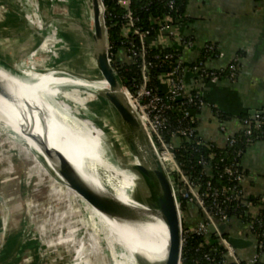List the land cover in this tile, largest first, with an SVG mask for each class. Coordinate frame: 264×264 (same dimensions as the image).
I'll list each match as a JSON object with an SVG mask.
<instances>
[{"label": "rangeland", "instance_id": "1", "mask_svg": "<svg viewBox=\"0 0 264 264\" xmlns=\"http://www.w3.org/2000/svg\"><path fill=\"white\" fill-rule=\"evenodd\" d=\"M4 1L17 9L16 19L11 22L15 26L23 23L22 27L27 28L30 25L26 14L28 9L34 12L40 31L49 26L56 30L51 37L40 40L37 38L27 48L23 47L22 37L8 40L1 38L0 58L14 70L56 68L59 76L99 79L95 73L89 75L87 72V69L90 70L89 66L93 65L92 59L81 54L84 39L79 27L83 28L77 19L88 27L92 21L86 0H67L65 3L63 0H59L61 3H53V0ZM4 6L0 3V25L10 12L9 7ZM54 15L65 18H56ZM0 71L13 79L1 62ZM70 89L72 88L67 90ZM77 90L85 99L83 103L65 100L69 105H76V113L81 118L88 119L87 121L100 128L114 143L122 161L126 160L124 164H129L130 152L127 147L125 149L119 137L120 132L117 130L118 127L121 130L120 124L107 102L89 87L83 86ZM24 91L21 92L24 98L32 103V95ZM31 108L39 117L37 106ZM135 109L139 113L136 107ZM192 114L197 118L196 111H192ZM54 122L59 123V118H55ZM43 125L48 130L51 122L45 119ZM15 137L11 132L0 128V195L4 198L3 203L0 201V243L8 240L10 234H15L21 228V240L31 237L37 241L39 256L34 262L36 264H136L133 254L143 248L136 249L133 254L126 250L134 223H119L108 231L106 216L86 204L68 184L50 171L41 178L31 169L37 156L20 138L16 137V140ZM152 139L156 145L153 137ZM173 141L178 146L181 138L176 137ZM181 214L183 215L182 212ZM115 234L116 240L113 238ZM123 235L126 237L125 247L119 242ZM26 255L27 253H23V257Z\"/></svg>", "mask_w": 264, "mask_h": 264}, {"label": "crops", "instance_id": "2", "mask_svg": "<svg viewBox=\"0 0 264 264\" xmlns=\"http://www.w3.org/2000/svg\"><path fill=\"white\" fill-rule=\"evenodd\" d=\"M54 2L61 3L59 0ZM0 3L10 10L0 29L14 27L11 22L16 19L17 9L4 0H0ZM185 16L187 19L177 29L181 35L193 39L192 46L184 45L177 36L166 31L153 45L177 51L186 65L195 62L208 43L213 44L219 52L218 56L206 60L208 68H226L235 58L238 59L239 68L234 80L227 77L199 80L190 70L184 74L186 90H197L206 100L196 114L198 134L223 146L225 135L220 130V119L213 108L233 115L227 120L228 128L233 133L241 129L239 115L250 114L253 109L264 110V0H190ZM158 86L163 93L169 91L166 76L159 80ZM240 162L245 172L243 186L247 194L252 198H264V140L250 144ZM259 208L256 207L254 212L259 213ZM199 213L197 204L190 203L185 214L188 224H196L200 219ZM228 225L229 234L253 241L251 246L236 248L241 259L249 260L256 251L255 237L236 217ZM22 230L20 228L15 234H10L8 240L1 242L0 264H36L34 262L39 256L37 241L31 237L21 240ZM23 253L27 255L23 257Z\"/></svg>", "mask_w": 264, "mask_h": 264}, {"label": "built area", "instance_id": "3", "mask_svg": "<svg viewBox=\"0 0 264 264\" xmlns=\"http://www.w3.org/2000/svg\"><path fill=\"white\" fill-rule=\"evenodd\" d=\"M120 2L126 6H129L130 0H120ZM174 0L168 1L170 9L174 8ZM127 18L129 19L130 27L134 25V18L132 12L128 11ZM173 17L169 14L164 15V24L160 27L158 34L149 40V30L141 31L139 28H135L134 32L139 35L141 46L136 49L132 42L126 44L125 54L128 60H133L138 54L142 57L141 64V80L139 83L133 82L132 86H125L126 91L129 93L134 106L138 109L140 117L144 122L149 134L154 138L158 152L162 159H170L175 170L167 168V172L170 175L174 186L179 185L180 190L185 189L184 193L178 196L180 203L183 224V247L186 243L187 237L190 234H196L203 237L205 243L212 244V248L206 250L203 253L193 256L190 264H257L259 258L258 253H254L252 257L245 261L237 253L236 247L230 242L228 235H223L218 228V223H229L232 218L237 215H230L228 210L224 207L228 202L235 201L238 206L244 208V219H240L248 231L254 235L255 222L258 221V212H254V209L258 207V202L262 198L250 197L244 186L243 180L245 178V172L241 167V162L231 161L224 167L223 174L214 178L211 173V160L215 155L213 152L208 157L202 156L199 160L202 170L200 173H196L193 168L183 169L177 162L175 152L172 146H170L164 139L163 131L167 128L171 130V135L174 138H185L192 145L208 144L212 147V141L206 140L198 134L197 118L192 114L193 109L190 107L183 108L180 112L179 118L176 117L171 120V110L174 105V101L178 99H186L188 105H196L203 107L206 104L205 98L196 91V94H192L191 91L186 90L184 83V74L187 70L194 73L197 79L211 80L219 79L222 71L221 69H211L205 64L206 59H200V57L192 64L186 65L180 60V54L175 51L167 52L161 57L159 66L168 64L169 70L159 75V80L166 76L169 84V91L167 93L161 92L159 86H153L150 84V78L148 75V68L152 66V63L145 59L147 53L146 43L150 42L151 45L157 43L163 31L168 34L177 36L184 45L192 46L193 39L191 37L183 36L179 33L177 26L180 23H172ZM151 41L153 43H151ZM214 48L213 44H206L203 47L202 53L207 55L208 52ZM137 51L139 53H137ZM160 56L157 55L156 58ZM229 71L225 77L234 80L238 73V59L235 58L229 64ZM217 108V107H216ZM214 111L215 115L220 119V130L225 135V142L223 148L235 147L239 144L238 135H242V139L245 144H252L257 140L263 139L264 131H261L260 135H254L255 129L262 127V121L264 120V113H256L250 115L249 118H239L241 129L240 131L233 133L230 131L227 125L228 119L220 118L222 110ZM231 119V118H230ZM255 123V124H254ZM239 133V134H237ZM216 144V143H215ZM217 145V144H216ZM244 153V146L240 147L237 154L242 156ZM224 161V157L221 159ZM209 175V177L204 176ZM180 198L187 201L188 204L196 203L199 208L200 219L194 225L188 224L186 220V210L188 205L184 209L181 207ZM211 226L214 227V231L211 230ZM196 252H199L196 248ZM181 264H183V250Z\"/></svg>", "mask_w": 264, "mask_h": 264}, {"label": "bare ground", "instance_id": "4", "mask_svg": "<svg viewBox=\"0 0 264 264\" xmlns=\"http://www.w3.org/2000/svg\"><path fill=\"white\" fill-rule=\"evenodd\" d=\"M66 1L67 0H63L64 3ZM26 12L28 15L27 17L30 19V25L22 30L23 47L27 48V46L32 45L36 42L37 38L39 40L43 37L49 38L56 33V30L52 26L40 31L36 25L37 20L34 17V12L28 9ZM79 30L82 31V37L85 42L91 44V29H86L87 31H84L79 27ZM91 57L92 53L87 56V58L90 59ZM0 62L8 69L2 60H0ZM8 71L13 76L14 80L0 71V92L2 94H0V128L16 135V137L25 141L28 147L33 150L37 156L35 160L37 164L34 162V166L31 169L39 174L41 178L43 174L46 175L47 172L50 171L58 179L63 180L65 184H67L63 177V175L66 174V168H64L57 158L48 157L46 151L53 155H65L93 186L105 190L110 194H114L120 200L135 207L148 209L147 206L137 201L132 193H130L129 189L133 188L136 176L125 169L120 153L114 148V143L100 128L90 123V121H87L88 119L81 118L79 114L76 113L78 112L76 105H69L65 100L83 103L85 99L78 94L77 89L83 86L91 89H93V87L99 89L101 88L102 82H97V80L95 83H92L86 79L59 76L53 71L35 72L33 70H28L27 74L34 77L37 82L33 87L26 89L34 99L32 103L28 101L26 105L23 101L27 102V100H23L24 96L21 95L22 93H19V91H13L14 93L9 91L10 84L13 85L16 83L20 88H23V86L15 81L18 77L9 69ZM105 86L108 87V84L106 83ZM69 87L72 89L67 90ZM4 95L13 98L11 100L14 101H11L10 98L5 99L3 97ZM124 96L132 114H134L138 120L135 107L126 90L124 91ZM34 105L37 106V114L39 117H37L31 108V106ZM43 111L47 112V115L49 113L52 119H48V116H46ZM55 118H59V123L55 124ZM45 119L51 122V125L48 126V130L43 125ZM117 131L120 132L119 137L122 139L125 149L127 147L128 150L132 152V148L124 133L119 127ZM130 158L133 163H139L138 158L133 152L132 154L130 153ZM109 159L113 160L114 163L108 161ZM166 163L172 170H175L170 159H165L163 161V166L167 170ZM149 187L154 191L158 189L156 183L151 184ZM156 197L157 196H155V198ZM151 202H153V200H151ZM106 220L108 231H111L112 227L115 225L124 223V221L111 219L107 216ZM164 233L167 235L168 229L159 218L152 217L149 221L134 223L129 235L126 250H128L130 254H133L136 249L142 247V251H146L153 259L162 260L166 256V247L161 246ZM116 235L117 234L113 237L115 240L117 239ZM146 237H152L154 241L152 243H146ZM119 242L125 247L126 237L123 235L122 240Z\"/></svg>", "mask_w": 264, "mask_h": 264}, {"label": "water", "instance_id": "5", "mask_svg": "<svg viewBox=\"0 0 264 264\" xmlns=\"http://www.w3.org/2000/svg\"><path fill=\"white\" fill-rule=\"evenodd\" d=\"M86 1L91 13L90 18L92 21L90 23V27L81 22L79 19H77V22L80 26H82L84 31L86 29H91L90 34L92 42L91 44H87L85 40H83L84 47L81 50V54L87 57L92 53L91 61H93V65L90 63V70L87 69V72L89 75L92 74V72L96 73L99 77V79H90L87 77L86 80L92 83H95L97 80V82H102L101 88L95 89V87H93L92 90L100 94L107 102L108 106L117 118L122 132L128 139L133 154L136 155L139 160V163H133L132 161L127 165H125L123 161L122 163L126 170L136 176L133 188L129 189L130 193H132L133 197L136 198L137 201L147 206L148 209L135 207L120 200L114 194H110L105 190L93 186L86 180V178H84L80 170L77 169L65 155H53L50 152L45 151L48 157L57 158L64 168H66V174L63 175L64 180L67 182L69 187L76 192V195L79 196L86 204L95 208L103 215L111 219L130 223L145 222L152 219V217H155L161 219V221L166 225L168 234H163L161 242V246L166 247L165 258L162 260H155L146 251H136V253L133 254L136 264H181L183 250V224L178 196L181 193H184L185 189L180 190L179 185L174 186L170 175L163 166L158 149L139 113L135 109L138 116L137 120L136 116L132 114V111L127 105V100L124 96V91L126 90L125 86L122 84L111 63L108 27L105 19V6L103 0ZM54 17L65 18L61 15H54ZM22 26V24H19L18 26H14L12 28L0 29V39L22 37ZM0 60L2 59L0 58ZM2 61L8 69L16 77H18L17 81L23 86V88H20V86L16 83L13 84L14 86L10 84L9 91L12 93L15 91L23 93L24 90L27 91V88L33 87L36 84V79L27 74L28 70H33L35 72L53 71L56 74L59 72L54 68L47 70L30 68L18 71L14 70L6 61ZM106 83L108 84V87L105 86ZM3 97L5 99L10 98L6 95ZM11 99L13 98H10V100ZM24 99L27 100L26 98H23V100ZM23 103L27 105L28 101H23ZM43 112L45 114L47 113L45 111ZM256 113H264V110L253 109L250 111V115H255ZM46 116H48V119H52L49 113L48 115L46 114ZM23 142L28 146L25 141ZM132 152L130 151L131 154ZM108 161H112L114 163L113 160L109 159ZM155 183L158 185V189L154 191L150 189L149 186ZM155 196L157 197L155 198ZM151 200H153V202H151ZM0 201L2 203L4 202L2 195H0ZM210 228L214 231L213 226ZM218 228L223 235H228L230 242L236 248L241 249L253 244V241L248 238L229 234L228 223H218ZM153 241L154 238L152 237L145 238L146 243H152ZM1 248L2 244L0 243V250Z\"/></svg>", "mask_w": 264, "mask_h": 264}, {"label": "trees", "instance_id": "6", "mask_svg": "<svg viewBox=\"0 0 264 264\" xmlns=\"http://www.w3.org/2000/svg\"><path fill=\"white\" fill-rule=\"evenodd\" d=\"M169 0H130L129 6H126L120 2V0H103L105 6V19L108 27L109 36V52L112 66L114 67L119 79L124 86H132L133 82L139 83L141 80V64L142 57L140 54L135 56L133 60H128L125 54L126 44L132 42L136 49L141 46V41L139 35L134 32L135 28H139L141 31L149 30V40L158 34L160 27L164 24V15L169 14L173 17L172 23H180L186 20L185 9L190 2V0H174V8L170 9L168 6ZM128 11L132 12L134 18V25L130 27L129 19L127 18ZM127 31V32H126ZM146 49L148 50L145 59L152 63V66L148 68V75L150 78V84L153 86H158L159 75L167 70H169L168 64L159 66L161 62V57L167 53L174 50L169 48H159L151 45L147 41ZM178 53L177 51H175ZM137 53H139L137 51ZM159 55V58L156 56ZM219 52L214 46L207 55L201 52L200 59H208L218 56ZM229 67H226L220 78L227 75ZM206 80H211L207 78ZM192 94H196L195 90L191 91ZM190 107L196 112H199L202 107L196 105H188L186 99H178L174 101L173 108L171 110V120L173 121L176 117L179 118L180 112L183 108ZM214 111L218 110L216 107L213 108ZM250 114L239 115V118H249ZM220 118L230 119L233 115L222 111ZM255 124V123H254ZM264 131V120L262 121V127L255 129L254 135H260L261 131ZM239 134V133H237ZM163 136L165 141L173 147L175 152V157L178 164L183 169L193 168L196 173H200L202 166L200 165V158L202 156L208 157L212 152L215 154L211 160V173L214 178H218L223 174L224 167L226 164L231 163L235 160L236 162L241 161L242 156L237 154L238 149L244 146V152L249 146L245 144L242 139V135H238L239 144L235 147H220L212 142V147L208 144L202 145H192L191 142L185 138L181 139L180 144L177 146L173 141L171 135V130L169 128L163 131ZM264 140V136L262 137ZM244 154V153H243ZM224 157V161L221 159ZM167 168L172 170V168L166 163ZM206 174H204L205 176ZM209 177V175H206ZM182 209L189 205L187 201L180 198ZM259 213L258 221L255 222L254 235L256 241V253L259 254L257 264H264V198L260 199L258 202ZM230 215H237L240 219L244 217V208L238 206L235 201L228 202L224 206ZM244 219V218H243ZM198 248L199 252H196ZM212 248V244L205 243L203 237L196 234H190L187 237L186 243L183 247V264H190L193 256L200 254Z\"/></svg>", "mask_w": 264, "mask_h": 264}]
</instances>
